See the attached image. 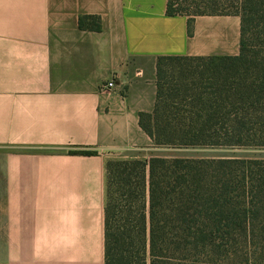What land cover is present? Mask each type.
Here are the masks:
<instances>
[{
    "label": "crops",
    "instance_id": "crops-1",
    "mask_svg": "<svg viewBox=\"0 0 264 264\" xmlns=\"http://www.w3.org/2000/svg\"><path fill=\"white\" fill-rule=\"evenodd\" d=\"M166 7L0 0V264H104L106 161L181 157L139 126L154 110L156 61L235 56L240 20L198 16L189 33ZM82 16L100 30L79 29Z\"/></svg>",
    "mask_w": 264,
    "mask_h": 264
},
{
    "label": "trees",
    "instance_id": "trees-1",
    "mask_svg": "<svg viewBox=\"0 0 264 264\" xmlns=\"http://www.w3.org/2000/svg\"><path fill=\"white\" fill-rule=\"evenodd\" d=\"M166 14L189 33L198 16L239 17V53L159 57L139 126L155 149L253 154L108 159L104 264H264V0H167Z\"/></svg>",
    "mask_w": 264,
    "mask_h": 264
},
{
    "label": "rangeland",
    "instance_id": "rangeland-1",
    "mask_svg": "<svg viewBox=\"0 0 264 264\" xmlns=\"http://www.w3.org/2000/svg\"><path fill=\"white\" fill-rule=\"evenodd\" d=\"M173 154L181 157H208V156H250L253 153L248 151H215L204 149H184Z\"/></svg>",
    "mask_w": 264,
    "mask_h": 264
},
{
    "label": "built area",
    "instance_id": "built-area-1",
    "mask_svg": "<svg viewBox=\"0 0 264 264\" xmlns=\"http://www.w3.org/2000/svg\"><path fill=\"white\" fill-rule=\"evenodd\" d=\"M112 87H113V82L111 81V82L107 83L106 85H104L101 89L105 91V90H108Z\"/></svg>",
    "mask_w": 264,
    "mask_h": 264
}]
</instances>
